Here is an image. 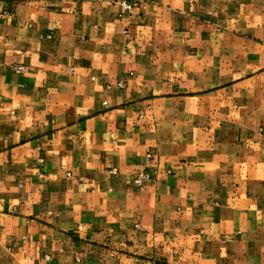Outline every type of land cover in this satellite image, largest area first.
Listing matches in <instances>:
<instances>
[{"label": "crops", "instance_id": "1", "mask_svg": "<svg viewBox=\"0 0 264 264\" xmlns=\"http://www.w3.org/2000/svg\"><path fill=\"white\" fill-rule=\"evenodd\" d=\"M0 264H264V0H0Z\"/></svg>", "mask_w": 264, "mask_h": 264}, {"label": "built area", "instance_id": "2", "mask_svg": "<svg viewBox=\"0 0 264 264\" xmlns=\"http://www.w3.org/2000/svg\"><path fill=\"white\" fill-rule=\"evenodd\" d=\"M134 9V5L130 2H124V10L127 13H131ZM13 69L18 72V73H24L27 71V68L24 65H14ZM121 86H125L124 83H121ZM154 159V153L152 151H148L146 154V159H145V168L139 171L134 179L133 183L136 184L139 187H143V185L147 182L150 181L153 176L152 173L149 171V166L152 164Z\"/></svg>", "mask_w": 264, "mask_h": 264}]
</instances>
